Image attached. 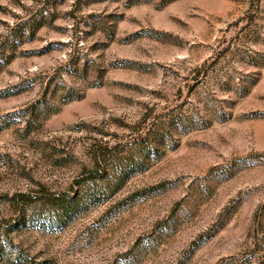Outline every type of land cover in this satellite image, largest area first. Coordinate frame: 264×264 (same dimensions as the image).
I'll use <instances>...</instances> for the list:
<instances>
[{
	"label": "rangeland",
	"instance_id": "rangeland-1",
	"mask_svg": "<svg viewBox=\"0 0 264 264\" xmlns=\"http://www.w3.org/2000/svg\"><path fill=\"white\" fill-rule=\"evenodd\" d=\"M0 264H264V0H0Z\"/></svg>",
	"mask_w": 264,
	"mask_h": 264
}]
</instances>
